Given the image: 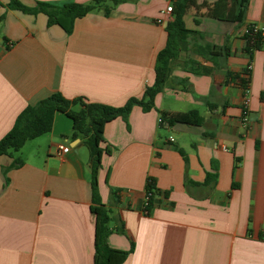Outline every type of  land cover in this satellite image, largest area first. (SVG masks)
Instances as JSON below:
<instances>
[{
	"label": "crops",
	"instance_id": "1",
	"mask_svg": "<svg viewBox=\"0 0 264 264\" xmlns=\"http://www.w3.org/2000/svg\"><path fill=\"white\" fill-rule=\"evenodd\" d=\"M18 1L32 8L96 0ZM101 1L65 31L49 27L44 14L11 10L0 0V140L28 106L56 94L121 108L155 84L174 20L162 12L175 3ZM195 2L198 10L184 16L193 34L155 108L134 106L127 122L118 118L104 129L112 154L102 158L99 194L111 218L108 245L133 248L124 264H264V47L250 58L244 40L249 26L264 28V0H248L241 22L234 20L238 0ZM209 9L221 18L209 17ZM188 62L210 74L185 69ZM249 64L246 92L227 73L244 79ZM191 111L202 117L200 126L158 123L162 114ZM60 144L71 151L57 156ZM16 158L23 165L9 169ZM89 162L85 140L74 137L61 112L41 137L0 157V264H94ZM148 179L157 194L146 215Z\"/></svg>",
	"mask_w": 264,
	"mask_h": 264
},
{
	"label": "trees",
	"instance_id": "2",
	"mask_svg": "<svg viewBox=\"0 0 264 264\" xmlns=\"http://www.w3.org/2000/svg\"><path fill=\"white\" fill-rule=\"evenodd\" d=\"M7 7L11 10L21 11L25 14L38 15L44 14L48 18V26H59L68 31L72 20L83 18L99 6H103L105 1L96 0L92 4L77 5L65 4L62 6L51 5L48 3L37 2L35 7H27L18 0H8ZM133 0H115L112 4L117 5L122 2ZM136 1V0H134ZM175 3L173 7L174 20L167 26L168 41L166 47L158 53L156 61V81L151 87H148L142 99L132 98L124 107L115 108L102 104L89 103L84 99L67 100L61 94L40 101L35 106H28L16 119L12 130L0 140V157L10 156L19 153L24 145L43 135L44 132L51 129L53 116L56 112H61L70 118L73 122L74 137L81 136L85 140L90 153L89 166L91 169V187H92V212L96 216V239H95V257L94 264H124L131 254L133 248L129 251L112 249L108 245V237L112 230L110 228L111 218L109 212L102 205L99 194L98 174L102 165L104 155H111L112 150L105 143V126L122 118L127 122L130 112L134 106H139L144 112H149L155 108L156 97L162 93L166 86L174 66H180L177 63L179 53L185 49L187 38L193 32L186 29L184 16L192 8L198 10L195 0H172ZM248 0H238L239 14L235 17L236 22H241L243 10L246 8ZM105 14L108 15L111 7L104 6ZM209 9L208 16L218 18L211 14ZM228 19V18H227ZM246 48L245 52L250 56L264 47V35L262 32H255L254 25L247 28L244 37ZM211 56L217 57L216 48H210ZM203 53V52H202ZM185 69L192 70L195 74H210L206 68H194L195 63L188 62L184 64ZM248 78H237L231 73H227V78L231 81L239 80L246 92L250 84V75L246 70L244 76ZM171 126L175 124H186L200 126L203 122L202 117L197 111H191L185 115L169 116L161 115ZM23 161L16 158L9 168H19ZM212 176H208V183ZM146 194L149 197L146 210L152 209L154 199L157 194L155 181L148 179ZM116 199V197H115ZM121 231L120 229H115Z\"/></svg>",
	"mask_w": 264,
	"mask_h": 264
},
{
	"label": "built area",
	"instance_id": "3",
	"mask_svg": "<svg viewBox=\"0 0 264 264\" xmlns=\"http://www.w3.org/2000/svg\"><path fill=\"white\" fill-rule=\"evenodd\" d=\"M172 12H173V7L169 6V7H167V9L164 12H162V14L163 15H171ZM254 29H255V32H262L263 35H264V28H259V27L254 25ZM246 70L248 71V73H251L252 64H249ZM245 77L248 78V75H245ZM248 103H249L248 99L246 98V101L244 103V118H243V125L244 126H247L248 125V121H249L248 120V116H247ZM158 123H159V125H164L167 128L169 127V124L162 117L159 118ZM170 142L173 143L174 139L171 138ZM70 151H71L70 147H68L66 145H63V144H60V145L57 146L56 155L57 156L66 155ZM148 200H149V197L146 194L145 200H144V214H146V215H148L150 213L148 210H146V207L148 206V202H149Z\"/></svg>",
	"mask_w": 264,
	"mask_h": 264
},
{
	"label": "water",
	"instance_id": "4",
	"mask_svg": "<svg viewBox=\"0 0 264 264\" xmlns=\"http://www.w3.org/2000/svg\"><path fill=\"white\" fill-rule=\"evenodd\" d=\"M78 148H79L78 145L76 147H74L75 150H78Z\"/></svg>",
	"mask_w": 264,
	"mask_h": 264
}]
</instances>
